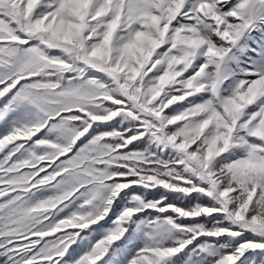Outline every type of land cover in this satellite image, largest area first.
Returning a JSON list of instances; mask_svg holds the SVG:
<instances>
[{
  "label": "snow or ice",
  "instance_id": "6c2138e0",
  "mask_svg": "<svg viewBox=\"0 0 264 264\" xmlns=\"http://www.w3.org/2000/svg\"><path fill=\"white\" fill-rule=\"evenodd\" d=\"M0 264H264V0H0Z\"/></svg>",
  "mask_w": 264,
  "mask_h": 264
}]
</instances>
